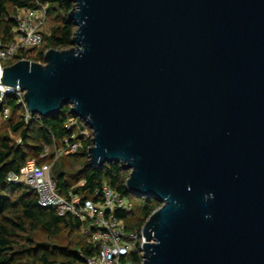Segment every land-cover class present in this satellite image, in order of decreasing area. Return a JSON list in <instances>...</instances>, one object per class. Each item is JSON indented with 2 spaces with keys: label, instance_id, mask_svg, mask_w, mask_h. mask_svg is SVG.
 Wrapping results in <instances>:
<instances>
[{
  "label": "water",
  "instance_id": "water-1",
  "mask_svg": "<svg viewBox=\"0 0 264 264\" xmlns=\"http://www.w3.org/2000/svg\"><path fill=\"white\" fill-rule=\"evenodd\" d=\"M68 1L72 46L2 86L31 115L69 106L89 165L161 203L141 264H264V0Z\"/></svg>",
  "mask_w": 264,
  "mask_h": 264
},
{
  "label": "trees",
  "instance_id": "trees-1",
  "mask_svg": "<svg viewBox=\"0 0 264 264\" xmlns=\"http://www.w3.org/2000/svg\"><path fill=\"white\" fill-rule=\"evenodd\" d=\"M37 2L47 5V17L52 11L57 12L59 22L47 37L43 36L44 43H47L46 49L39 54V59L43 60V54L48 49L65 50L72 46L74 26L68 21L67 14L73 4L68 0H0V38H11L14 26L10 20L12 13L23 8H34ZM19 59L39 63L37 58L25 52L21 53ZM16 101L15 95H5L0 103V264H78L79 252L87 256L92 254L81 234V222L69 215L59 217L53 210L38 206L33 191L6 181L8 175L17 174L27 160L37 159L45 147L61 144L67 136L64 124L70 118L77 117L65 105L58 115L47 118L33 116L26 125ZM3 109L9 111L7 119L2 118ZM10 136H15L17 141ZM91 145V139H87L80 149L82 154L68 156L73 160L86 158L83 169L76 175L66 173V169L72 168L65 163L59 165L58 160L54 164L51 175L56 191L62 196L72 191L82 198H92L94 190L106 184L127 197L125 182L128 171L114 163L91 167L87 161V150ZM80 183L82 186H78ZM160 206L161 203L155 198L146 197L139 209L136 229H141L150 214ZM119 216L124 219L128 217L125 214ZM64 235L66 239H63ZM135 259L139 258L136 256Z\"/></svg>",
  "mask_w": 264,
  "mask_h": 264
},
{
  "label": "built area",
  "instance_id": "built-area-1",
  "mask_svg": "<svg viewBox=\"0 0 264 264\" xmlns=\"http://www.w3.org/2000/svg\"><path fill=\"white\" fill-rule=\"evenodd\" d=\"M14 24L11 38H0V103L5 95H15L16 104L21 108V118L27 125L37 115H31L23 99V91L19 87L7 89L1 84L4 63H15L27 48L41 47L44 44L43 30L47 22V5L36 3L34 8H23L10 15ZM24 60V59H19ZM9 66V65H7ZM8 109H3L2 118L7 119ZM77 118H70L64 128L67 136L60 147H45L37 159H29L17 174L11 173L6 181L20 184L36 195L37 205L53 210L57 216H71L81 222V234L91 248V255L80 256L78 264H141L142 248L145 238L141 229H129L124 218L119 214L130 215L132 205L128 198L121 196L110 186L104 184L94 190L92 198H82L69 191L66 196L56 191V184L51 171L61 156L77 154L87 139H92V132L83 121L80 126ZM79 129V135L76 130ZM49 161V162H48ZM95 168L98 166L90 165ZM79 186H82L80 183ZM139 259H135V257Z\"/></svg>",
  "mask_w": 264,
  "mask_h": 264
},
{
  "label": "rangeland",
  "instance_id": "rangeland-1",
  "mask_svg": "<svg viewBox=\"0 0 264 264\" xmlns=\"http://www.w3.org/2000/svg\"><path fill=\"white\" fill-rule=\"evenodd\" d=\"M57 17H58L57 12H55V11H52L50 13V15L47 17V22H46L45 28L43 30V36L47 37L50 34L51 29L59 25V22H57ZM45 47H47V43H44L41 47L27 48L25 50V53H26V55H28L30 57L37 58L39 63H43L42 62L43 60L39 59V54L42 51H44V49H46ZM10 64H11L10 62L4 63L5 66L10 65ZM82 124H83V121L80 123V126H82ZM76 134L79 135V129L76 130ZM10 137L12 140L17 141V138L15 136H10ZM58 147H60V144L58 145ZM77 154L78 155L82 154V150H79L77 152ZM85 161H86V158H78L77 160H73L72 158H68V156H61L59 158V165L61 163L67 164L68 168H72V169H66V173L68 175L70 173H74V175H76L80 170L83 169V163ZM128 174H129V172H128ZM127 198L132 205V210H133L134 215H132V216L129 215L126 219H124V222H125V225H127L129 228L135 229V228H137L136 225L139 222V220H138L139 209L141 208L142 204L144 203V200L146 197L139 196V195L134 194V193H128ZM63 239H66L65 235H64ZM74 239H75V237H74ZM37 240L38 241H44L43 239H37Z\"/></svg>",
  "mask_w": 264,
  "mask_h": 264
}]
</instances>
